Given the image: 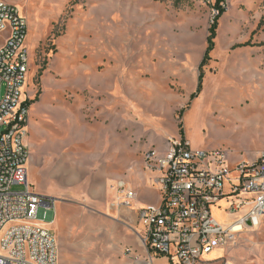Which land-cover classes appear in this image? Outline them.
Returning a JSON list of instances; mask_svg holds the SVG:
<instances>
[{
  "label": "rangeland",
  "instance_id": "1",
  "mask_svg": "<svg viewBox=\"0 0 264 264\" xmlns=\"http://www.w3.org/2000/svg\"><path fill=\"white\" fill-rule=\"evenodd\" d=\"M3 1L28 23L23 99L45 103L30 111L28 184L32 193L56 202L50 228L59 264H128L127 247L144 258L137 234L144 233L139 211L146 206L134 204L127 213L132 226L124 214L108 210L113 184L96 159L103 131L120 133L125 101L131 122L138 113L156 118L170 107L178 137L192 151L223 150L232 169L253 164L264 152V106L251 98L259 89L258 71L264 70V0H226L211 60L202 70L216 0ZM200 71L203 89L191 101ZM112 86L117 94L109 92ZM225 191L231 192L228 182ZM230 205L224 201L212 209L225 227L250 209L233 216L225 212ZM127 236L137 244L130 245ZM263 253L262 229H247L228 252L205 260L264 264ZM0 254L5 255L1 247Z\"/></svg>",
  "mask_w": 264,
  "mask_h": 264
},
{
  "label": "built area",
  "instance_id": "2",
  "mask_svg": "<svg viewBox=\"0 0 264 264\" xmlns=\"http://www.w3.org/2000/svg\"><path fill=\"white\" fill-rule=\"evenodd\" d=\"M1 35L0 247L5 255L0 254V264H59V245L49 227L56 202L32 193L28 184L26 139L31 101L27 94L23 99L29 73L28 23L15 5L3 0ZM228 157L223 150L192 151L182 137L170 139L164 154L154 149L146 153L147 168L160 174L156 184L162 202L139 211L144 258L127 249L125 256L131 264H207L206 257L236 244L245 230L260 226L264 219V152L253 164L241 162L233 169ZM15 186L25 189L14 191ZM116 194L119 207H134L137 193L126 183H118ZM224 201L231 203L225 212L233 216L245 207L250 209L225 227L212 213Z\"/></svg>",
  "mask_w": 264,
  "mask_h": 264
},
{
  "label": "crops",
  "instance_id": "3",
  "mask_svg": "<svg viewBox=\"0 0 264 264\" xmlns=\"http://www.w3.org/2000/svg\"><path fill=\"white\" fill-rule=\"evenodd\" d=\"M262 59H264V57ZM258 77L260 79L258 82L259 89L253 94V96H251V98L254 102L263 107L264 70L258 71ZM109 92L112 94H117L116 92H119V89L115 86H112ZM112 99L114 101L118 100V98L114 95ZM42 103H44V101ZM42 103L36 104L34 106L31 101L30 111L32 108H38ZM44 112L45 109L42 110L38 115L40 116L42 113L44 114ZM119 118L120 133H114L113 129L111 133L108 131H103V134L98 139V143L96 145V159L97 163L101 164L103 171H105L106 178L111 176L108 181L113 184L111 186V191L114 198L112 204L108 206V210H110L112 213H116L117 215L124 214L129 222H131L129 225L132 226L133 221L127 215V213L130 212L134 207L129 210L117 205V185L119 182H124L129 188L136 191L137 201L135 204H138L139 206L160 205L159 203L161 196L158 199L154 197L156 192L160 195L159 187L156 184V180L160 174L147 168L145 163V155L152 149L156 150L159 154H164L168 150L170 139L178 138V134L177 129L175 128L174 111H172L170 107L162 110L159 117L156 118L147 117L138 113L133 116V121L131 122L129 103L125 101V103L122 104V113ZM35 128L37 129V125H35ZM28 130H30V127H28ZM29 151L31 155L30 148ZM141 195L144 196V199L138 200ZM151 196H153L152 199ZM258 228L259 230L262 229V234H264V219H262L259 227L253 229L257 230ZM244 232H242L240 235H242ZM137 235L139 236L140 240V235ZM127 238L131 242L130 245L137 244L136 237L134 238L127 236ZM231 247L223 249L224 252H228ZM127 249L131 248L127 247L126 250ZM123 259H126V262L129 261L128 264H130L131 259L126 257L125 254L123 255Z\"/></svg>",
  "mask_w": 264,
  "mask_h": 264
},
{
  "label": "trees",
  "instance_id": "4",
  "mask_svg": "<svg viewBox=\"0 0 264 264\" xmlns=\"http://www.w3.org/2000/svg\"><path fill=\"white\" fill-rule=\"evenodd\" d=\"M81 1L82 0H74V4H78ZM225 2H226V0H216L214 8L217 11L218 15H217V17H215L214 24L210 28V31H209V33H210V36L208 38V45L209 46H208L207 51L205 53V56H204V59L202 61L200 70H202L204 68V66H206L207 63L211 60L210 54L214 50V47H215L214 40L216 39V36H217L218 22H219L220 18L226 13V9L224 7ZM200 72L201 73H200V77H199L198 89H197V92L191 96V101H193L195 98H197L203 89L204 74L202 71H200ZM35 102H36V100L32 101V104H34ZM182 115H183V112H181L179 114V116H180L179 118H181ZM180 129L182 131V124L180 125ZM181 134H182V136L184 135L183 131L181 132Z\"/></svg>",
  "mask_w": 264,
  "mask_h": 264
},
{
  "label": "bare ground",
  "instance_id": "5",
  "mask_svg": "<svg viewBox=\"0 0 264 264\" xmlns=\"http://www.w3.org/2000/svg\"><path fill=\"white\" fill-rule=\"evenodd\" d=\"M54 224V222L51 224V225H49V227H51L52 225ZM241 229V227L240 226H237V230H240ZM217 252V251H216ZM218 252H219V254L221 253V252H223V249H220V250H218ZM220 257L222 258V256L220 255ZM220 258V259H221Z\"/></svg>",
  "mask_w": 264,
  "mask_h": 264
}]
</instances>
